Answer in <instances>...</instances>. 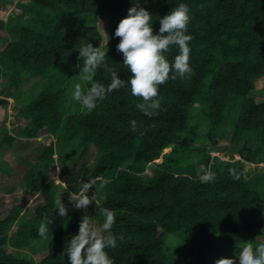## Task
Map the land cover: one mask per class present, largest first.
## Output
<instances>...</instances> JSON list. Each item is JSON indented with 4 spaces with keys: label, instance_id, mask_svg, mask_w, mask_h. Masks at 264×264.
Here are the masks:
<instances>
[{
    "label": "trees",
    "instance_id": "trees-1",
    "mask_svg": "<svg viewBox=\"0 0 264 264\" xmlns=\"http://www.w3.org/2000/svg\"><path fill=\"white\" fill-rule=\"evenodd\" d=\"M180 3L190 9L187 34L193 37L195 75L160 86L158 116L143 115L136 108L141 101L128 87L114 90L93 110L73 100L81 44L108 50L107 63L127 81L130 73L116 51L119 22L139 4L153 16L158 33L159 19ZM99 26L108 30L106 46ZM0 45V83L6 81L4 88L0 84V142L20 140L2 120L7 97H12L22 104L16 119L26 120L19 135L28 146L25 193L43 199L33 218L22 215L29 197L14 201L4 219L0 213V264H35L8 252L10 246L23 249L32 242L33 250L46 253L39 264H69L65 253L83 212L68 208L66 222L58 216V179L69 192L97 179L88 195L96 192L94 204L115 211L113 232L124 237L107 250L115 264H214L221 257L238 259L247 240L259 239L254 246L263 243L264 167L251 178L246 167L264 162V97L255 85L264 79V0H30L22 13L0 19ZM178 54L173 46L166 55L172 61ZM27 80L32 87L23 91ZM94 82L107 86L111 76L101 69ZM196 108L207 123L208 138L232 133L228 160L195 150L203 159L202 170L193 160L194 149L187 148L198 135L200 120L192 124ZM132 120L137 131L131 130ZM40 136L54 141L47 146ZM70 160L74 164L67 169ZM209 170L215 182L201 184L200 176ZM15 176L16 171L9 172V178ZM9 178L0 175V191ZM5 203L9 206L10 200ZM92 207L85 214L99 227L103 217L93 218ZM44 217H55L46 240L38 236Z\"/></svg>",
    "mask_w": 264,
    "mask_h": 264
},
{
    "label": "clouds",
    "instance_id": "clouds-1",
    "mask_svg": "<svg viewBox=\"0 0 264 264\" xmlns=\"http://www.w3.org/2000/svg\"><path fill=\"white\" fill-rule=\"evenodd\" d=\"M152 17L145 8L134 4L115 29L114 36L119 38L116 51L122 54L123 66L130 73L127 81L121 79L117 71L107 63L108 50L93 47L91 43L80 45L77 57L78 61H82L80 78L91 82V86L85 91L81 84L76 83L73 100L80 103L83 108L93 110L98 101H103L114 90L128 87L131 95L141 101L136 104V108L143 115L149 118L159 115L160 86L170 79L190 80L195 75L194 69L190 66L189 44L193 37L187 34L191 16L190 9L185 3H180L159 19L158 33L154 32ZM173 46L178 49L179 54L170 61L166 54ZM101 69L111 76V82L107 86L94 82L96 73ZM130 127L132 131H137V121H130ZM146 131L145 128L144 132ZM144 132H141V135ZM229 173L233 179H239L233 169H229ZM199 180L201 184L214 183L216 174L209 170L201 175ZM95 184L96 180H90L82 184L79 192L68 193L69 205L83 212L78 233L71 236L65 253L69 264H115L107 250L116 248L118 239L121 241L124 239L123 234L118 236L113 232L116 223L114 210L99 208V214L103 217V223L99 227H94L92 217L85 214L89 206L96 201V192L91 198L88 195ZM57 203L56 213L66 222L70 219L68 206L62 200ZM54 219L55 217L42 219L38 228L40 238L48 239L49 228ZM237 262L264 264V243L254 246L252 240H248L240 251L238 259L221 257L216 259L214 264H237Z\"/></svg>",
    "mask_w": 264,
    "mask_h": 264
},
{
    "label": "rangeland",
    "instance_id": "rangeland-1",
    "mask_svg": "<svg viewBox=\"0 0 264 264\" xmlns=\"http://www.w3.org/2000/svg\"><path fill=\"white\" fill-rule=\"evenodd\" d=\"M30 0H8V1H1L0 0V19L4 20V21H8L11 17L18 15L20 13L23 12V3L25 4L26 2H29ZM29 16H26V19H28ZM99 25V24H98ZM31 28H35L38 27V25H30ZM101 34L103 36V45L106 46L108 43V30L104 27L99 26ZM2 46L4 47L5 44H2ZM0 45V50L3 49ZM82 64V61H81ZM81 75V74H80ZM79 77H75L73 78V86H71V92L73 94L74 92V85L76 83L81 84L82 88L86 91V88L88 86V84L90 82L84 81ZM1 86L2 88H4V85L6 84L5 80H1ZM256 89L261 93L262 97H264V79H260L256 82ZM29 87H32V84L29 80H27L23 86L21 87V90L26 91L29 89ZM1 88V89H2ZM4 98L3 95H0V99ZM7 100L9 101L8 106L6 107L7 113L5 112V114L2 117L6 118V120H4L8 126V129L10 131L11 135H16L18 136L19 142H13L8 143V142H0V160H3L1 162V173L0 175H5V177L9 178V172H15L17 173V176L15 177H10L9 180L7 181V183L5 185L6 189L4 190L3 188L0 191V195H4L5 196V200H10V204L9 206L6 205L4 198L0 201V207L2 210H0L1 216L4 219L5 217L8 216L11 207L14 203V201L16 200H22L23 198L27 197V193H25L26 190V185L24 184V177L26 176V169H23L26 166V163L24 162V158H25V152L28 149V146L26 145V143L21 139L20 135V131L22 130V126L23 124L26 123L25 118L21 119V120H17L16 119V115L19 112V107L22 106V104L17 103L15 101V99H13L12 97H7ZM23 103H26L25 101H23ZM78 103V102H77ZM80 105V103H79ZM199 105L197 104L196 107H198ZM80 108V107H79ZM78 109L77 106L74 107V110L76 111ZM86 109V108H84ZM87 110V109H86ZM7 114V116H6ZM192 124L194 125L195 122H197L198 120L202 119L200 118V110H198L197 108L194 110V112L192 113ZM6 116V117H5ZM199 130H198V135L196 137L195 140L190 141V145L187 147L189 149H191V147L194 149V151L192 152V155H195V157L193 158L194 162L196 161L198 168H200V170L203 169L204 165H203V159L200 155L196 156V151H202L203 149H206V152L210 153L213 157H220L222 160H228L230 158V147H231V138H232V133L230 132L229 134L222 135L221 133L213 140L211 138H208V126L206 121H202L200 120L199 122ZM227 124H231L229 123V120L227 121ZM230 126V125H229ZM189 138H193L192 135H189ZM39 139L42 141L43 144L49 146L54 140L53 138H48L46 139L45 136H40ZM256 148H258V145H255ZM255 148V149H256ZM196 150V151H195ZM171 150H167V152L165 153H169ZM186 151V150H185ZM94 154V150L92 149L91 154ZM184 156L188 157V152L186 151V153L184 154ZM57 157V156H55ZM93 155L91 157V159L87 160V163L89 165H91L93 163ZM196 158V159H195ZM242 155L239 156V159H242ZM31 160L33 162L36 161V157L35 155H31ZM162 159L157 160V162H162ZM73 161L70 160L69 163L66 165L67 169L70 168L72 166ZM261 167H264V162L260 163V164H247L246 167V172L248 174V178H251V175L253 173H255L257 170H259ZM149 173L151 174L152 171L150 170ZM97 180V179H96ZM57 184L61 185L62 188L60 187L59 190V201L62 200V202L68 206V208H71L72 206L69 205L68 203V193L69 191L66 190L65 188V184L60 182V180L58 179ZM1 188V185H0ZM29 197V206L25 207V210L23 211L22 215L24 216H28L29 218H33L35 215V210L38 207V205H40L41 203H43V199L36 195V196H28ZM28 197L26 198V201L28 199ZM93 206L92 209L95 211L96 215L93 216V218H95V216H98L99 214V206L98 204H93L90 205ZM21 221V220H20ZM58 221V220H57ZM20 223V222H19ZM18 222L15 223L12 226V231L17 229L18 226ZM248 241V240H247ZM245 241V242H247ZM261 241L264 243V237L261 238ZM244 242V245H245ZM253 245L255 243L259 242V239L256 238L255 241H252ZM36 242H32L31 245L29 247H25V248H17L14 249L11 246L8 248V252L10 254H12L13 256L17 257V258H27L29 260H33L35 264H39L41 257H43L46 253L43 252H39L38 250H33L32 247H34ZM41 251V250H40Z\"/></svg>",
    "mask_w": 264,
    "mask_h": 264
}]
</instances>
